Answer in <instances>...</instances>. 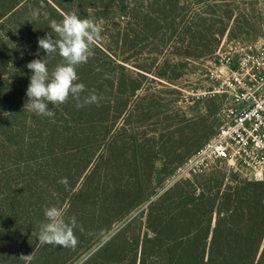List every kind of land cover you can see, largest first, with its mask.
<instances>
[{
    "label": "trees",
    "instance_id": "1",
    "mask_svg": "<svg viewBox=\"0 0 264 264\" xmlns=\"http://www.w3.org/2000/svg\"><path fill=\"white\" fill-rule=\"evenodd\" d=\"M213 1L200 0L206 7L190 15L185 0H154L148 9L143 0H0V264H23L19 256L31 253V264H264V179L224 181L223 175L218 181L212 171L204 187L188 180L186 189L178 183L159 193L175 164L151 160L156 136L135 129L168 106L149 90L138 95L142 79L153 74L171 82L184 66L168 56L140 63L139 36L161 40L185 61L212 56L232 14L225 20ZM66 14L94 19L101 28L94 54L77 68L82 95L101 99L77 108L70 98L49 105L53 117H38L25 106L33 74L26 65L46 55L38 38H58L49 23ZM61 62L54 55L49 72ZM62 178L67 185L58 183ZM51 206L82 225L75 249L42 245L32 235Z\"/></svg>",
    "mask_w": 264,
    "mask_h": 264
},
{
    "label": "rangeland",
    "instance_id": "2",
    "mask_svg": "<svg viewBox=\"0 0 264 264\" xmlns=\"http://www.w3.org/2000/svg\"><path fill=\"white\" fill-rule=\"evenodd\" d=\"M143 1L145 2L144 9H148L150 3H153L154 0ZM199 1L185 0L190 15H193L196 11H202L206 7V4L199 3ZM213 2L218 5L213 7L215 11L217 14L226 17L225 20L229 18V12H232V14L228 19L230 21V31L228 30L227 34L221 38L217 48L218 50L221 47L219 52L216 53V50L212 56L206 55L185 61L181 55L177 57L172 55L161 40L147 39L143 35L139 36L140 40L138 39L137 59L140 63L149 62L155 56L162 60L168 56L170 60L182 62L184 65L178 68L180 74L171 82L157 78L153 74H148L146 78L142 79V88L138 92V95L142 96L149 90L155 95L156 101L168 105L164 108L157 107L148 120L139 122L137 128H135L140 133L141 131H148L156 136V140L154 143L152 142V145L154 144V147L157 148L151 154V160L159 162L166 158L169 160L170 165L175 164L174 172L157 188L156 191L159 193L164 189H171L178 183L181 184V188L186 189L185 182L188 180L193 183L194 187H204L209 177L207 174L212 171H215V176L220 177L218 181L223 179V175L226 177H224V181H229L233 176L253 181L247 176V170L250 167L248 163L264 155V147L261 148V146L255 145L251 141L246 145V150H238L236 144L230 143L227 149L230 151L231 156L238 150L237 160L230 158L226 163L213 165L211 145L215 142L221 125L231 120L232 116L228 115L226 109L231 107L234 101L232 100L233 95L229 92H219L215 93L216 95L203 93L205 90L211 89L213 82L208 76V72L210 69H214V66L216 67L213 62L214 59L218 64H220L218 59L222 56H231L232 61H237L240 57L241 46L254 49L259 48L264 43V0H215ZM141 24H145L143 19ZM182 38L183 35L178 38L181 44ZM223 71L226 74L230 73V70L226 68H223ZM166 108L168 110H164ZM127 116L128 114L125 113L121 117V124H126ZM127 129L130 128L127 127ZM205 160H209L208 163L212 166H208L207 171L203 173L189 177V170L198 168ZM234 166H237L238 171L233 168ZM213 176L211 175V177ZM8 178L12 179L11 176H8ZM146 205L147 203L135 209L127 220L140 214L146 208ZM124 223L125 221L114 223L110 233H114ZM97 245L99 244L94 245L93 248Z\"/></svg>",
    "mask_w": 264,
    "mask_h": 264
},
{
    "label": "clouds",
    "instance_id": "3",
    "mask_svg": "<svg viewBox=\"0 0 264 264\" xmlns=\"http://www.w3.org/2000/svg\"><path fill=\"white\" fill-rule=\"evenodd\" d=\"M39 15V9H34L31 13L33 19H38ZM49 28L58 38H53L50 33L38 38V47L46 55L33 59L26 65L33 74L26 92L25 106L38 117H53L55 113L49 105H62L70 98L76 100L77 108L98 104L101 98L95 94L82 95L85 85L77 82V68L86 64L94 54L93 47L102 39L101 28L94 19H81L75 14H66L61 22L51 20ZM56 54L62 58V62L50 73L48 64ZM36 55L39 56L40 53L37 52ZM58 183L67 185L68 180L62 178ZM44 216L45 221L40 223L39 231L32 232L38 242L42 245L75 249L78 245L75 231L77 228L83 231L76 217L66 219L63 209L57 206L46 207ZM100 235L103 237V230ZM18 260L23 264H31L33 253L21 254Z\"/></svg>",
    "mask_w": 264,
    "mask_h": 264
},
{
    "label": "built area",
    "instance_id": "4",
    "mask_svg": "<svg viewBox=\"0 0 264 264\" xmlns=\"http://www.w3.org/2000/svg\"><path fill=\"white\" fill-rule=\"evenodd\" d=\"M221 47L217 50L219 52ZM240 57H221L220 64L214 59V69L208 76L212 79L211 90L203 93L229 92L233 95L234 104L226 110L231 120L224 122L220 132L211 145L213 161L216 159L237 160L238 150H246V145L254 143L264 147V43L259 48L240 47ZM235 65V66H232ZM223 68L229 69L225 73ZM217 82V83H216ZM236 144L238 150L230 154L227 147ZM209 160L201 163L205 164ZM249 164L247 176L253 181L264 179V155L253 159ZM235 168L237 166H234ZM194 169V168H193ZM237 169V168H236ZM192 170V169H191ZM189 170V172L191 171Z\"/></svg>",
    "mask_w": 264,
    "mask_h": 264
}]
</instances>
